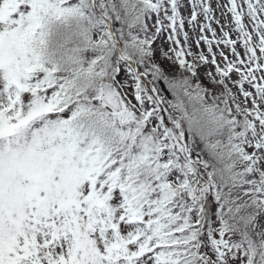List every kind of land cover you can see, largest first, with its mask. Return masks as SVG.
<instances>
[{
	"label": "snow or ice",
	"instance_id": "snow-or-ice-1",
	"mask_svg": "<svg viewBox=\"0 0 264 264\" xmlns=\"http://www.w3.org/2000/svg\"><path fill=\"white\" fill-rule=\"evenodd\" d=\"M0 264H264V0H0Z\"/></svg>",
	"mask_w": 264,
	"mask_h": 264
}]
</instances>
